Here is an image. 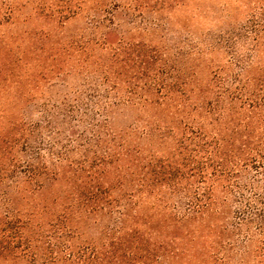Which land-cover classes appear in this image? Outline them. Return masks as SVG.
Segmentation results:
<instances>
[{
    "label": "rangeland",
    "instance_id": "obj_1",
    "mask_svg": "<svg viewBox=\"0 0 264 264\" xmlns=\"http://www.w3.org/2000/svg\"><path fill=\"white\" fill-rule=\"evenodd\" d=\"M258 3L0 0V264H264L232 232L203 228L192 234L179 226L172 206L184 200L183 191L136 196L128 208L138 207L139 212L132 211L127 223L114 210L85 209L75 193L85 159L79 150L84 143L81 149L98 152L100 147L85 137L73 139L91 133L87 117L72 109L79 105L82 111L93 101L119 102L120 97H99V90L114 84L110 77L103 85L104 74L117 76L122 92L161 72L176 75L178 86L204 87L208 60L213 59L214 67L225 56L218 37L237 29ZM210 44L219 51L208 53ZM260 48L264 57V45ZM174 104L167 105L166 123L152 124L155 111L144 106L117 113L115 125L130 130L136 138L133 148L169 158L184 176L183 185H208L210 180L200 183L197 173L203 166L198 140L183 137L190 134L186 125L205 129L208 120L201 122L187 103ZM145 123L160 125L156 131L165 134L163 141L154 138L153 147L141 142V129L135 126ZM55 150L68 159H52L47 165L55 173L29 181L25 170L31 153ZM93 151L86 152L89 156ZM85 164L86 174L91 173ZM192 168L197 174L187 178Z\"/></svg>",
    "mask_w": 264,
    "mask_h": 264
},
{
    "label": "trees",
    "instance_id": "obj_2",
    "mask_svg": "<svg viewBox=\"0 0 264 264\" xmlns=\"http://www.w3.org/2000/svg\"><path fill=\"white\" fill-rule=\"evenodd\" d=\"M216 43L223 47L225 56L223 62H217L214 67L213 59L208 60L204 87L194 90L178 86L176 75L161 72L158 76L157 73L150 78L146 76L150 84L145 80L143 86L136 88V85L122 92L118 88L119 78L104 74L101 83H109L112 77L114 84H108L107 90H99V97H120L119 102L93 101L83 105L82 111V106L72 107L87 117L91 133V137L81 134L73 139L85 137L83 139L88 143L93 141L95 146L103 148H98L96 152L81 149L85 143L81 144L79 151L85 159L78 169L82 182L75 193L85 209L97 208V211L108 213L114 210L116 217L127 223L128 217L133 215L132 211L139 212L138 207L128 208L136 203L133 201L136 196L153 197V193L170 189L183 191V202L172 206L179 215L175 216L179 226L192 234L203 228L219 230L220 233L232 232L239 237L237 240L242 247H246L244 243L248 242L253 258L260 261L264 259V57L259 53L260 46L264 45V0H259L244 23L237 29L227 30ZM214 47V44L208 45L207 52H218ZM187 77L192 76L188 74ZM172 102H176L178 107L187 103L192 111H198L201 122L202 119L208 120L205 129L202 124L196 130L186 125L190 134L183 135L186 139L198 140L197 145L200 144L203 152V166L197 168V173L202 178L200 183L210 180L208 185H183L184 176L179 174L169 158L161 159L155 150L144 152L133 148L136 138H132L130 130L125 131L115 125L117 113L121 114L128 107L137 109L144 106L155 111L149 112L154 117L149 120H154L152 124L166 123L169 116L167 105ZM176 105L173 106L176 108ZM78 121L82 122V119L78 118ZM163 127L169 128L167 124ZM135 128L141 129L138 136L142 137L141 142L149 141L151 147L154 138L163 141L165 137V134L156 131L161 128L160 125L153 127L145 123ZM86 151L93 152L88 156ZM31 154L25 170L31 182L37 181L42 174L49 176L53 172L47 165L52 159H68L65 152L56 150L47 154L42 151ZM85 163L91 172L89 174L84 170ZM94 167L99 172H92ZM193 170L190 169L187 178L197 174ZM75 172L72 174L75 175ZM164 202L167 203L166 200ZM156 210L154 215L159 218L160 211ZM123 231L130 236L129 230ZM248 253L250 251H246L247 256ZM223 258L214 257L216 260Z\"/></svg>",
    "mask_w": 264,
    "mask_h": 264
}]
</instances>
